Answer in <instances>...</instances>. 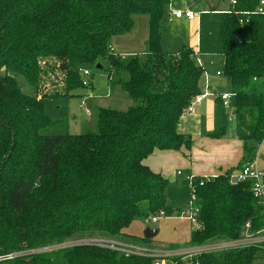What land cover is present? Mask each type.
I'll return each mask as SVG.
<instances>
[{"label": "trees", "instance_id": "obj_1", "mask_svg": "<svg viewBox=\"0 0 264 264\" xmlns=\"http://www.w3.org/2000/svg\"><path fill=\"white\" fill-rule=\"evenodd\" d=\"M196 3L201 0H193ZM262 0H236L221 13L223 72L235 94L236 136L244 155L235 169L193 176L196 226L188 242L236 240L246 223L264 226V206L251 181L232 172L256 159L264 141V14ZM172 0H0V255L23 252L0 264H156L159 257L126 254L98 244L32 252L77 234H105L135 243L153 238L126 231L137 219L164 213L170 181L145 160L156 150H191L182 117L203 92L205 68L183 44L177 54L164 41ZM149 16L146 50L123 59L111 50L115 36L131 33L136 15ZM168 25V26H167ZM134 105L100 107L98 132L48 134L53 125L43 99L57 104L77 95L80 68L103 65ZM129 74L125 79L123 73ZM25 83L33 94L24 89ZM226 129L212 135L222 137ZM203 182V184L201 183ZM192 194V192H191ZM176 213V214H174ZM260 246L202 251L173 264H255Z\"/></svg>", "mask_w": 264, "mask_h": 264}, {"label": "rangeland", "instance_id": "obj_2", "mask_svg": "<svg viewBox=\"0 0 264 264\" xmlns=\"http://www.w3.org/2000/svg\"><path fill=\"white\" fill-rule=\"evenodd\" d=\"M230 0H201L196 3L193 0H172V3L178 7L188 6L192 7L195 11H200V23L197 25L196 20L194 23L189 21L185 23H171L164 30L165 46L173 53L177 54L181 46L186 42L193 44L198 51L197 59L200 63H204V68L208 72L215 73L218 69H222V45L219 37V23L221 18V11L223 8L228 7ZM190 4V5H189ZM215 9V10H214ZM173 15V14H172ZM135 28L131 34H135V43H128L134 45L135 50L139 51L144 47L143 44L149 34V16L147 14L136 15ZM174 18H176L174 16ZM126 35V34H124ZM122 37V38H126ZM129 38V37H128ZM125 42V40H122ZM200 51V54H199ZM138 55V54H137ZM131 56L130 58H132ZM102 68L98 65H92L88 69L91 74L87 76V80L93 85L77 91L78 96L69 99H62L58 104L51 99H43L46 113L53 121V125L45 130L48 134H84L87 132H98V110L100 107H113L116 109L127 110L130 106L134 105V101L128 94L120 87V85L113 83L117 80L118 75L115 71L110 69L107 60L102 61ZM2 74V72L0 73ZM125 79L129 78V74L124 72ZM208 74L201 79L202 89L205 88L206 78ZM21 84H26L22 77L19 78ZM219 82V84H218ZM217 89L219 91H230L229 83L224 78L215 79ZM27 88L24 89L27 93L33 94V89L26 84ZM235 98L231 102L235 104ZM235 112L231 111L227 115L228 130L233 127ZM226 122V123H227ZM181 170L183 175L177 174ZM188 170L186 168H175V171L169 174L171 177V186L168 188L167 196L169 203L174 208H181L183 213L181 216H186L191 213V189L190 179L187 177ZM186 175V176H185ZM174 177V178H173ZM191 209V210H190ZM176 214V213H174ZM197 224L192 220L184 217H164L158 223L145 224L142 219L135 220L130 228L129 233L143 236L144 230L147 227L160 229L158 237L155 236L161 243H152L151 245L135 243L128 239L109 237L105 234H77L66 240L62 244L50 246L51 248L70 247L77 244H91L97 243L109 247L114 241L133 244L144 248H149L148 251H143L137 254H152L159 257L156 264H173L172 257L178 256L186 260L189 254H196L193 250L196 246H191L187 243L190 238V232ZM153 238V239H154ZM224 240L212 241L205 244L206 251H220L226 250L220 248V243ZM172 242L180 243L173 244ZM172 243V244H171ZM109 245V246H107ZM122 246V245H120ZM128 247V246H124ZM49 248V247H48ZM50 249V248H49ZM114 249V248H113ZM123 253L131 254V252L119 250ZM132 253V254H133ZM255 264H264V250H261L259 257Z\"/></svg>", "mask_w": 264, "mask_h": 264}, {"label": "crops", "instance_id": "obj_3", "mask_svg": "<svg viewBox=\"0 0 264 264\" xmlns=\"http://www.w3.org/2000/svg\"><path fill=\"white\" fill-rule=\"evenodd\" d=\"M171 6L173 8V11L188 10V9L195 11L190 6H188L187 8L185 7L181 8L175 5V3L174 4L172 3ZM230 8H231V0L229 2L228 7H225L220 11L226 12ZM195 12L197 14L200 13V11L198 12L195 11ZM195 20L198 25L200 23V16H198L197 19L189 20L185 18H180V19L174 18V15H172V17L170 18V24L185 23L187 21H189L192 24L194 23ZM131 33H128L126 35H118L113 38L112 46H113V52L115 54L126 55L127 58L129 59L131 56H135L137 54H142L145 52L146 45H144V47H142V49L139 51L135 50L134 45L133 46L128 45V43H135L136 41L135 34H131ZM125 36L127 37L122 38ZM148 37L146 36L145 38L146 41H144L143 44L147 43ZM122 40H125V42H122ZM184 44L187 43L185 42ZM187 45L191 46L197 52L198 55V51L196 50L193 44H187ZM223 62H224V56L221 62L222 69H218L215 73L211 74L205 68V73L208 74V76L205 79L206 84L203 91L208 89L212 91L214 94L212 96L206 97L201 102H196L194 104V109L192 111L186 112V114L181 119L179 129L184 133H189L192 135L194 141L192 149L191 150L182 149L180 151L156 150L148 159L145 160V162L154 171L163 174L166 178L169 179L170 181L169 187L171 186V177H169V174L174 172L175 168H186L188 170L186 174L187 177L189 176L210 177L224 173L230 169L237 168V166L240 164L243 158L244 155L243 142L240 139H238L236 136L237 121L235 115H234L233 127L231 128V130H228L227 115L230 114L231 111L235 112V104L231 102V99L233 97L235 98V96L231 95V97L227 100V103H225L226 101L221 98L222 94L233 93L231 90V83L223 72ZM201 65L204 67V63H201ZM219 71L221 72V74H218ZM217 78H224L226 79V81H228L230 88L229 92L219 91L217 89L216 85L218 86L219 84V82L218 84L215 83V79ZM223 127L226 129V134L224 136L215 137L212 135V133L215 130H218ZM256 159H258L261 163H264V141L259 146L256 152ZM177 174L183 175L180 169L177 171ZM175 217L180 218V217H184V215L175 216ZM129 228L126 229L127 232ZM158 230H159L158 232L159 234L160 229ZM191 232H190V237H191ZM189 240L187 241V243L189 242ZM152 243L159 244L161 242L157 240V238H154V242ZM172 243L181 245L180 243H176V242L175 243L172 242ZM198 247L199 246L195 248Z\"/></svg>", "mask_w": 264, "mask_h": 264}, {"label": "built area", "instance_id": "obj_4", "mask_svg": "<svg viewBox=\"0 0 264 264\" xmlns=\"http://www.w3.org/2000/svg\"><path fill=\"white\" fill-rule=\"evenodd\" d=\"M236 3V0H231V4L234 5ZM259 10L264 14V0L261 1V6L259 7ZM172 14L176 18H185L189 20H194L198 18V14L191 10H174ZM111 50L113 51V46L110 47ZM123 59H126V55H120ZM80 72L84 74L85 81L84 84L88 85L89 81L87 80V76L91 74L90 70L88 68H80ZM218 74H221L219 71ZM214 93L208 89L203 91L200 95H198L195 100L191 103L190 107L188 108V111H192L194 109V104L196 102H201L203 101L206 97L212 96ZM231 95L235 96L234 93H225L221 95V98L225 100L227 103V100L231 97ZM180 174V172H179ZM231 179L232 181L238 182V181H251L252 182V190L254 192V195L259 199L260 203L264 206V163H261L258 159H254L251 162L245 164L242 168L239 170H236L232 172L231 174ZM190 179V189H191V198H190V203H191V213L189 215H186L184 217L192 220L194 223L196 222L195 216L196 213L198 212V208L195 206V186L193 184V176L188 177ZM209 178V177H205ZM203 184V182H201ZM164 213L160 215H152L149 217H144L142 220L145 224L149 225L151 223H158L162 218H164ZM91 244H97V243H91ZM58 245V244H57ZM78 245V244H77ZM99 245V244H98ZM122 245V246H120ZM250 245H256L260 246L264 250V226L262 229L253 232L251 231V224L250 222L246 223L245 225V230L244 234L242 237L236 240H224L222 243H220V248L221 249H232V248H240V247H245V246H250ZM54 246V245H52ZM103 246V245H101ZM109 246V245H107ZM128 246V247H124ZM206 246L208 245H202L199 246L198 248H195L193 250H196V252H202L206 251L209 248H215V247H209L206 249ZM50 248V249H49ZM48 247H43L39 248L36 250H32V252H40V251H46V250H51L55 248H51L50 246ZM59 248V247H57ZM109 248H114L117 250H123V251H128V252H137V253H142L143 251H148L149 248H144L141 246L133 245V244H126V243H121L114 241L112 245L110 244ZM23 252H16V253H7V254H1L0 255V262L13 259L14 257L22 254ZM128 254V253H127ZM197 254V253H196ZM152 255V254H150ZM193 254H189V256H192Z\"/></svg>", "mask_w": 264, "mask_h": 264}, {"label": "water", "instance_id": "obj_5", "mask_svg": "<svg viewBox=\"0 0 264 264\" xmlns=\"http://www.w3.org/2000/svg\"><path fill=\"white\" fill-rule=\"evenodd\" d=\"M99 68H102L101 65H98ZM159 230L157 228H151V227H147L145 230H144V233L143 235L146 237V238H154L155 236H157Z\"/></svg>", "mask_w": 264, "mask_h": 264}]
</instances>
